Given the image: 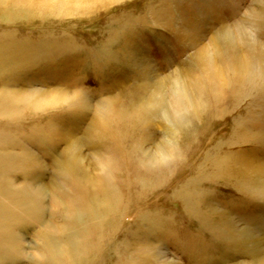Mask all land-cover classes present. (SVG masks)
I'll return each mask as SVG.
<instances>
[{"label":"rangeland","instance_id":"1","mask_svg":"<svg viewBox=\"0 0 264 264\" xmlns=\"http://www.w3.org/2000/svg\"><path fill=\"white\" fill-rule=\"evenodd\" d=\"M5 1L0 95L19 87L74 92L69 95L80 101L63 111L0 121V153L29 148L41 162L26 167L11 159L10 168H0V197L7 201L0 198V264H53L55 250L64 254L66 248L78 255L74 261L66 256L64 264H260L264 62L240 37L245 30L264 47V0H117L61 17ZM228 31L238 38L242 56L253 57L257 82H236L231 60L222 57L218 64L228 70L230 87L211 88L199 52L206 45L223 48ZM155 77L168 95L189 81L192 97L199 90L196 102L204 105L186 119L150 108L146 117V102L157 95ZM102 108L112 113L100 121ZM74 140L91 159L116 165L107 194L94 192L73 167ZM159 143L178 160L147 173L138 150L156 151ZM29 181L48 187L45 200L28 198L22 188ZM68 195L80 200L78 217L57 204L67 203Z\"/></svg>","mask_w":264,"mask_h":264},{"label":"bare ground","instance_id":"2","mask_svg":"<svg viewBox=\"0 0 264 264\" xmlns=\"http://www.w3.org/2000/svg\"><path fill=\"white\" fill-rule=\"evenodd\" d=\"M12 1H14V0H12ZM114 1H117V0H18V2H20L21 6L28 7V8H33V9H38V11L39 10H41V11L42 10L43 11H50V12H52V14H55L58 17H61V16H75V15L83 14V13L86 12L87 9L89 10L90 8H92V6L97 5V3L98 4H100V3L103 4V3H106V2H111L112 3ZM5 2H7V1L0 0V6H5ZM121 2H124V0L123 1L121 0ZM117 3H119V2H117ZM14 9L16 11V8H14ZM241 33H242V37H240V38L242 39L243 42H246L247 45H249L248 47L246 46V48L249 49L250 45H253L255 47V51H257L256 56L258 58H260V59H263V62H264V47H263V45L258 40H256V38L251 37L250 34H248L245 30L242 31ZM233 34L234 33H231L230 31H228L224 37H221L223 39L222 40V42H223L222 44H225V45H223V48L222 47L219 48L218 46H215V44L211 48H209L206 45L199 52V54L203 57V60H204V63L206 65V67H208L207 68L208 69L207 72L205 71L206 72L205 73L206 74L205 77H206V79L210 80L211 83L213 84L211 88L214 87V88H218V89H222L223 90V88H229L230 87V85H229L230 76L228 75V73H225V72H228V70L224 71L223 68L219 65L220 64L219 63V59L222 58V57L229 58L231 60V64L232 65L230 67V72L229 73L231 74L233 79L235 78L236 82H240L241 83L242 81H246V82L249 81V82L252 83V82H255L256 79H257L256 73H255L256 72L255 64L253 63V60H252L253 57H251V55H249L250 57L247 56L248 54H246L247 58L242 56V54L240 53V50H239L240 47L242 49V46L239 47L240 44H239V42L237 40L238 38L236 36H234ZM218 45H221V44H218ZM246 51L247 50L245 49L243 52H246ZM252 53L255 54L254 52H252ZM259 54H260V56H259ZM255 59L257 60L256 57H255ZM226 65H228V64H226ZM263 65H264V63H263ZM256 66H259V65L256 64ZM203 75H204V73H203ZM258 78H260V77H258ZM156 81H158V82L155 83V85H154L155 89L153 88L154 90L157 91V95H155L156 98H154V100L151 98L153 101L149 100V101L146 102L147 105H145V107H148V109L142 107V110L144 108V112L141 110L142 114L143 113L146 114L147 111H145V110H149V108H150V111H153V112L161 111L166 116H168V113L171 111L172 118L173 117L183 118L185 115L190 114V112L196 113L197 112V107H199L200 105H204V103H203L204 101L203 102L201 101L202 103L199 100L196 102L199 90H198V93H197V97L195 99L193 98L194 96L192 97V93L193 92L191 90V86L188 84L189 81H185L184 80V81L180 82V84H178L175 88H172V90H171L172 92L169 95H168V93H167V91L165 89V83L163 82V80H157V78H156ZM153 84H154V82H153ZM258 85H260V83ZM254 87H255V85H254ZM18 89H21V90H18ZM18 89H17L18 91H12V89H10L11 92H7L5 90L7 93H4L3 96L0 95V98L4 99V101H5V99H8V101L5 102V103H2L3 102L2 100L0 102V121H2V120H6L7 121L8 120V121L12 122L14 120H17L18 117H21V115H23L24 113H26V114L28 113V115H37V114H41V113H45V112H49V111H52V112H54V111L57 112V111H60V110L63 111V110L68 109V108H70L72 106L74 107L77 104L76 102L80 101V100H78L76 98V96H78V95H76V96L69 95L72 92H70L69 94L65 95V94H62V93H60L58 91H54V90H53V92L52 91L51 92H47V91H41V90H36V89H34V91H32V90L31 91H27V90L25 91V90H22L23 88H19V87H18ZM212 90L214 92V89H212ZM217 91H219V90H217ZM253 91H255V90H253ZM153 92L155 93V91H153ZM250 92H252V91L250 90ZM1 93H3V92H1ZM217 94H219V92H217ZM80 96H82V95H80ZM199 96H200V94H199ZM145 98H147V97H145ZM80 104H82V103H80ZM88 104L90 106V103H88ZM205 105L207 106L208 104L205 103ZM218 105H220V104H218ZM89 108H91V107H89ZM104 108H108V107L105 106ZM104 108H102L103 110L101 109L102 111L99 112L101 114L100 115V121H102L103 120V116L107 115L109 113V111H110V110L104 109ZM201 108H202V106H201ZM73 109H75V108H73ZM96 110L98 111V109H96ZM204 110H203V112H204ZM127 112H129V111H127ZM133 112H135V111H133ZM142 114L140 113V115H142ZM201 114H203V113H201ZM133 115H135L136 117L138 116V120H137L139 122L138 124H142L139 121V119L141 117L138 114L137 115L133 114ZM110 116H112V115L110 114ZM147 116L148 115L146 114V117ZM169 116H171V115H169ZM105 117H107V116H105ZM184 118L186 119V116ZM125 119H129V118H125ZM132 119H134V118H132ZM146 119L144 117V120H146ZM116 122H118V121H116ZM119 122H120V119H119ZM179 122H181V121H178V123ZM182 123H183V121H182ZM142 125H140V126H142ZM244 130H246V129H244ZM130 137H131V134H130ZM4 140H5V137L3 136V133L0 130V147H2V145L4 143ZM70 140H72V138H70ZM173 140L175 141V139H173ZM73 143H74V145L76 144L75 146H77V148H73L72 154H70L71 163H72L73 167L79 169L80 171H82L86 175L85 176L86 179L89 180L91 182V184H93V186H95L94 192H96V193L98 192V194L100 193V194H104V195L107 194L108 190H106V189H108V187H110L111 184H112V177H111V172L110 171L113 170V169L115 170L116 169V165H114V162H111L110 160H105V159H101V158L100 159L96 158V160L91 159L87 154H85L83 152L82 148L79 145L80 142L78 140H74ZM170 143H171V141H170ZM171 146L173 147L174 144L171 145ZM155 148H156V151L155 150L153 151L151 149L138 150V151H142V153H143V157L140 158V159L138 158L139 163L141 164V167L144 168L147 171V173H151V171H158V170H161V169H169V166L174 164L178 160L177 157H175V155H172L169 152V149L166 148V144L163 145L162 143L161 144L159 143V144H157V146H155ZM3 153H0V165H1L0 168H1L2 172H4L6 169L10 168V165H8V162L11 159H14V161H16L15 163H20V161H22V164H24L26 167L29 166L30 162H33L34 165H39L38 164L39 160H37L36 155L33 154L29 148H27V149L24 148V151L22 153H17L16 152L15 154H13L12 152H10V150L7 151L6 154H3ZM97 155H94V156L96 157ZM103 156L105 157V155H103ZM6 157H7V159H6ZM135 160H137V158ZM39 163L41 165V162H39ZM2 167L4 168V170L2 169ZM125 170H126V168H125ZM169 173H171V172H169ZM2 177H5V176L3 175ZM10 180H12V179H10ZM5 182H7V181H5ZM4 184L8 186L9 183L8 184L4 183ZM12 184H15L14 181H11V185ZM33 185L34 184H32V181H29L27 183V185H24L23 188H22L24 193L28 196V198H31V199H37V198H39L41 200L44 199L46 197L47 193H48V187L46 185H39L37 188H34ZM1 188L2 187H0V189ZM13 189H14V187H13ZM1 190H3V189H1ZM80 190H81V188L79 189V191ZM7 192H5V193H7ZM79 194L81 195L80 192H79ZM14 195H17V194H14ZM9 196H10V194H9ZM11 196H13V195H11ZM14 197H16V196H13V198ZM55 197H57V196H55ZM4 199H2V200H4ZM66 199H67V203H65V204L62 203V202H58L56 199L55 200L57 201V204L60 207H62V209L65 210V208H68V210H70V213L73 216H75V217L77 216L78 217L79 216L78 214H80V213L77 210H79V205H80L79 202H80V200L78 201L77 199H75L71 195H68ZM5 201H6V199H5ZM108 204H107L108 206L106 208H109V210H112L111 202L109 203V201H108ZM2 205H4V204H2ZM41 205H43V204L41 203ZM0 208L4 209V207H0ZM41 213L43 214V212H41ZM99 216L100 215L97 214V213L94 215L95 218L96 217L98 218ZM4 222L5 221L0 222V223H4ZM40 223H42V221ZM260 238H262V237L260 236ZM66 252H67V255L65 254ZM262 253H264V251H262ZM64 254L62 253V249L55 250V252L53 254V257H52L53 264H64L62 259L65 260L66 256H67L68 260L74 261L75 257H77V255H78V252L75 249L66 248L64 250ZM68 255H70V256H68ZM67 262H69V261H66V264H68ZM258 262H260V264H264V259L263 260L261 259Z\"/></svg>","mask_w":264,"mask_h":264}]
</instances>
